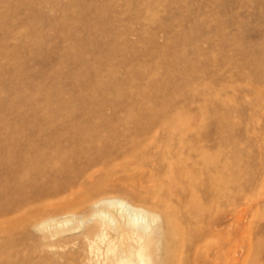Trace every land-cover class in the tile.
Segmentation results:
<instances>
[{"label":"rangeland","instance_id":"rangeland-1","mask_svg":"<svg viewBox=\"0 0 264 264\" xmlns=\"http://www.w3.org/2000/svg\"><path fill=\"white\" fill-rule=\"evenodd\" d=\"M27 1L34 5L0 16V34L10 36L0 40V138L14 137L3 126L21 125L18 115L32 121L29 99L38 113L70 98L77 107L116 101L122 112L174 115L226 166L227 200L214 207L227 230L222 264H264V0H76L68 13L70 0L0 5ZM31 213L1 218L3 262L46 255L27 225Z\"/></svg>","mask_w":264,"mask_h":264},{"label":"bare ground","instance_id":"bare-ground-1","mask_svg":"<svg viewBox=\"0 0 264 264\" xmlns=\"http://www.w3.org/2000/svg\"><path fill=\"white\" fill-rule=\"evenodd\" d=\"M75 1L65 5L66 13ZM27 5L34 3L4 9L1 4L0 16ZM7 37L1 32L0 40ZM72 85L88 87L83 80ZM31 87L43 94L41 87ZM58 100L38 113L29 99L32 121L16 115L21 125L3 126L14 137L0 138V239L8 222L1 218L31 210L27 225L39 233L46 255L27 264L226 260L225 216L214 213L227 200L226 166L197 128L165 112L115 110L116 101L103 108ZM42 200H48L46 207H29ZM0 264L13 263L0 257Z\"/></svg>","mask_w":264,"mask_h":264}]
</instances>
